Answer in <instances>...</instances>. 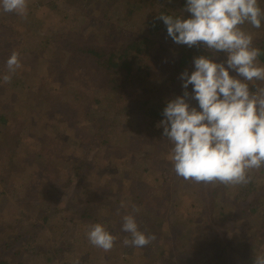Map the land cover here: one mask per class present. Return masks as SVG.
Masks as SVG:
<instances>
[{
  "label": "rangeland",
  "instance_id": "rangeland-1",
  "mask_svg": "<svg viewBox=\"0 0 264 264\" xmlns=\"http://www.w3.org/2000/svg\"><path fill=\"white\" fill-rule=\"evenodd\" d=\"M168 2L163 0V3ZM144 3L130 14L121 0H92L87 5L81 0H28L26 19L0 10V29L7 30L10 38L23 40L20 45L24 51L28 50L20 55L22 67L11 80L18 81L3 83L0 87V112L5 113L7 119V123L0 124V195H3L0 231L6 233L0 235V260L4 264H74L76 260L79 264H178L179 249H192L198 243L196 222L192 221L200 216L203 198L207 199L209 208L215 210L228 207L232 194L241 188L246 192L250 188H261L253 192L258 206L264 207V179L257 177L254 170L250 172L251 181L245 185L200 183L189 179L188 186L181 178L174 184L175 192L182 193L181 196L178 195L173 203L161 199L162 191L169 192L172 185L162 175L166 162L172 160L171 145L162 137V127H157L163 119L157 111L162 114L167 101L182 95L180 74L183 71L177 74L173 68L155 66L152 60L145 80L148 90L142 92L140 100L135 98L127 110L121 111L126 101L129 103L125 99L126 88L123 96L119 94L120 88L104 82L103 72L74 50V68L65 76L53 69L59 78L55 77L56 84L54 81L53 84L63 92H49L48 99L43 95L52 87L49 67L67 70L68 55L72 51L67 47L72 39L85 38L87 45H96L109 34L107 47H111L119 43L118 28H129L132 33L140 34L146 13L152 7L149 0ZM259 3L264 8V0ZM155 4V7L160 5L158 0ZM241 27L253 38L264 36V24L260 29L248 23ZM56 35L59 39H55ZM226 58V53L220 52L215 59L221 62ZM146 62L145 59L140 65ZM193 68L194 65L186 70L190 72ZM138 71L132 73L143 77ZM137 84L143 82L137 80ZM259 86H264V82ZM7 91L13 94L8 96ZM188 92H192V87ZM68 95L82 96L90 104L91 114L82 117L79 104L76 111L69 108L62 100ZM157 98L163 99L155 105L157 111L148 110L144 115L142 111L147 105L143 102L155 103ZM186 99L190 106L199 110L196 100ZM103 121H107L108 132L105 152L98 153L88 167L75 171L77 174L69 185L60 186L74 170L69 166L78 161L81 150L87 147L94 127ZM146 135L151 136L149 140ZM83 171H88V175L82 176ZM170 172H175L174 166ZM154 198L156 204L151 203ZM88 203L94 205L92 209L96 212L85 216ZM133 205L137 208L134 213ZM129 213L135 216L141 231L156 236L145 248L122 243L130 238L120 230L122 216ZM44 214L50 216L47 222L42 219ZM253 215L245 217L237 233L229 231L228 240L221 235L218 242L225 240L237 246L249 240L247 253L253 256L264 253V227L253 224L262 218ZM94 223H101L108 231L115 232L117 239L111 251L105 252L89 243L86 234ZM248 223L251 226L248 227ZM22 225L28 232L19 238L10 237L13 228ZM6 235L8 238L2 239ZM183 254L179 255L181 260ZM222 256L235 260L227 251ZM214 264H219L218 260Z\"/></svg>",
  "mask_w": 264,
  "mask_h": 264
},
{
  "label": "clouds",
  "instance_id": "clouds-1",
  "mask_svg": "<svg viewBox=\"0 0 264 264\" xmlns=\"http://www.w3.org/2000/svg\"><path fill=\"white\" fill-rule=\"evenodd\" d=\"M27 9L28 0H0L4 13L26 19ZM184 12L190 17L183 18ZM157 19L174 43L210 53L193 57L194 70L180 74L182 95L167 101L157 124L171 145L176 175L195 182L248 184L250 172L264 168V86L254 83L264 82V65L259 63L262 50L241 26L260 29L264 8L259 0H186L179 15L161 13ZM218 52L226 53L225 61H216ZM21 67L20 53L13 51L3 82L10 83ZM188 97L197 101L199 110L190 106ZM120 230L130 235L122 241L125 246L143 248L156 239L139 229L131 213L122 216ZM86 235L92 246L105 252L117 239L101 223L90 225ZM252 264H264V253L255 255Z\"/></svg>",
  "mask_w": 264,
  "mask_h": 264
},
{
  "label": "trees",
  "instance_id": "trees-1",
  "mask_svg": "<svg viewBox=\"0 0 264 264\" xmlns=\"http://www.w3.org/2000/svg\"><path fill=\"white\" fill-rule=\"evenodd\" d=\"M121 1H122V5L126 7L127 11L130 14L138 10L141 6L145 4L144 2L148 0H121ZM164 1H169V2L163 3V0L161 2L160 0H158L160 5L158 7H155L153 6V4H155V0H149V5L152 4V7L150 9V12L146 13L147 17L144 18L143 29H141L140 34L132 33L129 28H127V30L118 28L117 30L120 31L118 35L119 43L115 45L113 44L111 47H107V44L109 42L108 38L111 37V35L109 37V34L103 36L101 42L96 45H92V44L87 45L88 40L85 38L81 39V41H79V39H72L71 42L69 43V47H67L68 50H72L71 54L68 55L69 62L67 63L68 64L67 70H64L63 68H61L60 70H56V68H54L53 66H50L48 69V73H50V77L53 76L52 77L53 79H51L52 87L51 88L49 87L47 91L45 90L43 92V95L46 97V99H48L47 96L49 92H54L56 94H58L59 92H63V90H60L59 87L55 85L56 82L54 80L55 77L57 78V76L55 75L54 70L60 73L61 75L65 76V74L69 72L68 71L69 69L71 70V68H74V63H73L74 57L72 54L74 53V50L84 55L87 61L89 60L94 68L100 69L101 72H103V74L106 76V80H104V82L113 83L112 87L115 89L120 88L119 94H122L123 96V89L126 88L125 99H128L129 103L126 101L121 111L124 109L127 110V108L130 107V104L133 102L135 98H138L140 100L142 92L148 90V86L145 80L148 78L147 74L149 67L150 68L152 67V65L150 64L152 60L156 63L155 66L157 65L159 67L162 66L164 68L166 67L173 68L177 74H180L181 71H185L186 69H189L193 65V57L199 55H210V53H208L203 48H197V47L189 48L186 45L176 44L171 40L170 37L167 36L166 26L164 25L162 20L157 19V16L161 13L170 14V15H179L181 9L185 5L186 0H164ZM52 2L51 5L53 6ZM81 2L82 4L87 5L91 3L92 0H81ZM190 15H191L190 13L184 12L183 18H189ZM6 32L7 30L2 31L0 29V87L4 85L2 77L4 74L7 73L6 61L11 55V53L13 51H17L21 55L22 53L28 52V50L24 51L20 45V43H22L23 40L20 39L19 41L21 42H19L18 40H15V38H10V36L6 35ZM55 39H59V36L56 35ZM158 40L159 41L161 40L162 42L159 43ZM155 41L156 44H154ZM253 41H254V45L262 50V54L259 57V63L264 65V36L256 37V38L254 37ZM159 44H163L162 47H160ZM219 53L220 52H218L217 54ZM217 54H215V58L217 57ZM145 59L147 61L146 62L147 64H144L143 66L140 65L142 64L141 62ZM80 69H81V73H83L82 71L83 68ZM138 70H140V74H143V77L137 75L136 73H132V72L139 73ZM193 70L194 68L190 70L189 74ZM72 73L74 74V72ZM230 75H236V74L230 71ZM137 80L142 81L143 84L136 85ZM14 81H18V80H14ZM14 81L13 82L11 81L10 84H14ZM53 81L55 84H53ZM254 83L259 85V83L261 82H254ZM126 84L127 86H125ZM42 87H44V85H42ZM191 87L192 86L190 85V88ZM190 88L188 87L187 90H189ZM43 90L44 89L42 88V91ZM12 94H13L12 91H7L8 96H11ZM62 98H63L62 100L65 101L67 103V106L69 108L71 107L72 110L73 109L75 110L76 105L79 104V109L82 110L81 112L82 117L85 118L91 114L92 108L90 104L85 102V99H82V96H77L75 98V95H73V97L71 95H68L67 99L66 97H62ZM94 101L96 102V99H94ZM162 101L163 99L160 98H157V101L155 103H151L147 100L146 102L144 101L143 103L147 105V109L145 111H142L144 112L143 114L146 115L147 113H149V111H157L155 105L157 103H161ZM50 106L51 105H48V107ZM48 110L51 111V109ZM157 114L159 117L162 116L160 111H157ZM106 122L107 121H103V123L101 122L94 127L93 132L90 134V139L87 147L81 150V153L78 155V161L74 165L69 166L74 170L71 173H69V176L66 178L64 182L60 183L57 180L56 183L58 184L60 183L59 184L60 186L69 185V183L73 181L72 179L73 175L77 174L75 173V171L80 170L81 168L83 169L84 167L85 168L88 167L87 165L90 163L92 159L93 160L97 159L98 153L103 154L105 152L104 146L108 142L106 140L107 137L106 134L108 133L106 129ZM1 123L3 124L7 123V119H6V114L0 112V124ZM150 137L151 136L148 135L145 136V138H148V140ZM154 138L157 139V137ZM172 164H173L172 161H167L164 168L165 171L162 173V175H164L166 179H169L170 182H172V185L170 187L169 192L162 191V195L160 196L163 201L165 200L173 203V201L175 202L176 198H178L177 196L179 195L177 194V192H175L176 188L174 189V184L177 183L178 180L180 181L182 177L177 176L175 172L171 174L170 171L173 168ZM93 166L95 168V164ZM254 171L255 174H257V177L259 178L262 177V179H264V168ZM87 172L88 171H83L82 176L85 177L86 175H88L89 172L88 173ZM70 174L72 175L70 176ZM184 182L188 184V186L191 184L190 180H185ZM200 183H204V182H200ZM250 189L251 190H247L246 192L244 188H241L239 191H236L235 193L232 194L231 197L232 203L229 204L228 207H218L215 210L209 208V203H207V199L205 198H203V200L199 199L200 216L192 221V222H196V224L194 225L197 228L195 234L198 238V243L196 247L192 249H190L189 247L187 248L184 247L183 249H179L180 251L177 252V256H178L177 258L179 261L178 264H206V263L214 264L216 260H218L219 264H242L243 262H244L243 264H250L253 262L254 256L247 253L248 252L247 246L249 244L248 242L249 240L245 241L244 243H240L237 246L234 245L232 246V244L228 243V241L225 240L222 242H218L219 237L221 235H225L226 237L229 231L237 233L236 229H238L239 225H243V220L245 219V217H249L253 214L254 215L252 217L262 218L259 219L261 223L253 222V224L257 225L258 227L260 226L264 227V220H263L264 211H262L261 209L264 207H262L261 204L258 206V202H256L255 200V195H254L255 193L253 192V190H262V189L261 188L259 189L250 188ZM212 191L213 190H211L210 192ZM213 192L215 193V191ZM181 194L179 196H181ZM151 196L153 197L152 193ZM160 196L156 198H158L159 200ZM2 197L3 195H0V199H3ZM156 198H154L153 199L154 202L151 203L156 204L157 202L155 200ZM233 199H235V202L232 201ZM2 203L3 201L1 200L0 205ZM139 203H141V200L139 201ZM93 207L94 205L92 204L90 205V203H88L85 207L86 213L84 215L89 216L94 212H96V209H92ZM49 218L50 216H47V214L46 215L44 214L42 216V219H44L46 222L49 220ZM249 226H251L250 223H248V227ZM13 231L14 232L11 233L10 237L15 236V238H19L20 236L28 232V228L22 225L18 229L13 228ZM109 232L110 234L115 235L114 231L113 232L109 231ZM144 232L149 233L147 231ZM1 234H6V233H4L2 230L0 231V235ZM8 236L9 235H6L2 239H6L8 238ZM226 239L228 240L229 238L226 237ZM231 240L234 241V239ZM4 243H6V241H4ZM128 251L130 252V250ZM225 251L235 256V260L230 258H224L222 256V253H224ZM181 253H184L183 255H185L182 260H181V256H179L181 255ZM240 255L244 257L242 258L240 257ZM242 260L244 261L241 263ZM128 263H130V260H128ZM0 264H4V262L0 260Z\"/></svg>",
  "mask_w": 264,
  "mask_h": 264
}]
</instances>
